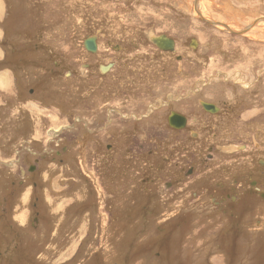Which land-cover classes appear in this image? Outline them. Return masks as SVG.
Returning <instances> with one entry per match:
<instances>
[{
	"label": "rangeland",
	"instance_id": "374dc122",
	"mask_svg": "<svg viewBox=\"0 0 264 264\" xmlns=\"http://www.w3.org/2000/svg\"><path fill=\"white\" fill-rule=\"evenodd\" d=\"M259 1L4 0L0 264H264V202L255 197L252 210L263 213L248 215L244 194L242 205L224 214L200 193L212 164L207 128L196 130L203 135L197 145L189 133L176 136L165 123L130 114L164 88L165 100L175 96L180 105H164L165 115L175 109L207 123L220 137L212 145L216 156L237 150L227 153L235 165L217 174L246 178L239 165L253 163L264 184ZM245 2L254 4L246 9ZM161 35L176 41L171 57L182 62L160 60L151 42ZM92 37L97 56L82 48ZM108 62L115 69L105 77L99 66ZM201 101L222 106L225 114L205 117ZM233 120L241 131L233 127L226 144L219 123ZM178 138L184 145L175 155L198 149L194 164L183 169L195 166L196 184L183 173L172 175ZM167 183L174 187L168 190Z\"/></svg>",
	"mask_w": 264,
	"mask_h": 264
},
{
	"label": "flooded vegetation",
	"instance_id": "af4514ba",
	"mask_svg": "<svg viewBox=\"0 0 264 264\" xmlns=\"http://www.w3.org/2000/svg\"><path fill=\"white\" fill-rule=\"evenodd\" d=\"M238 1V0H237ZM243 1V0H240ZM256 2H260L259 0H255ZM247 2L244 3L243 7H245L246 9H248V4H254V3H248ZM260 8H262V5L259 6ZM250 8V7H249ZM254 13V12H252ZM162 36V35H161ZM160 37V36H159ZM174 41V47L172 50H164L163 48H160L157 44H155L154 42H151V45L157 50L159 56H160V60L163 61L165 59L168 60H175V63H179L182 62L183 59H181L180 57H171L172 55L176 54V41ZM91 45L88 44V46L85 44V41L82 44V48L83 51H85V53L91 55V56H97L98 54V41H96V47L95 50L89 49ZM123 50V49H122ZM162 56H166V58L162 57ZM89 57V56H88ZM90 58H94L95 57H90ZM155 62V61H154ZM161 66H163L161 64ZM81 67H83L85 70H90L92 68L91 64H82ZM100 67V72L102 73L101 75L105 76V77H109L110 73L113 72V69H115V64L113 62H108L104 65L99 66ZM171 71H173L171 69ZM151 78V77H150ZM137 81V80H136ZM152 83V82H151ZM149 84V86H153L152 84ZM146 86V85H144ZM148 86V87H149ZM144 88V87H143ZM151 88V87H150ZM146 90L147 87H145ZM167 91V90H166ZM163 88V90H159L158 93H161L162 95L159 98H155L153 99H146L144 103H139L138 105H135L134 107H132L130 109L131 111V119L134 120H138L141 116V120L145 119V121H154V123L156 122L158 125H162L163 123L166 124V127L168 129H170L171 132H173L174 135L176 136H180L181 134H185L189 133V139L192 140V142H198L197 145H201L202 140H203V135L201 132L196 131L197 129H200L201 127L204 128L206 130H208L209 133V138L207 139L206 143H207V152H209L208 156H207V160L209 161V163H212L210 166H208L205 170H207L205 172V184H201L203 185V188L200 190V193H206L207 198L211 201L212 205H214V207H216L217 209H220L224 214H226L227 212V207L229 206H238V205H242L241 203L243 202L244 199V194L247 196L248 198V215L251 214H256L254 213L255 211H257V214H261L263 213V211H258V210H252V206L250 205L251 203H255L254 202V198H258L260 201L264 202V184L262 183V181L260 182L259 178L256 177V173H258L261 169L260 167H258L259 169L257 170L253 163H251L250 165L248 164V166H245L246 163H240L239 167H241V171L246 173V178L244 177H240L239 179H237V177L235 179H230V178H226L224 177L223 173L217 174L216 170H219L220 168H224V167H228L231 168L233 167L234 162L237 161H233L231 159V157H229L227 155V153L233 154L236 153L237 150L234 151H228V152H219L222 153L223 155L220 156H216L214 147L212 146L214 143L217 144V141L219 140L220 137L216 136L214 134V131H212L210 126H207V123H204V125H202L201 123L197 122L195 123L193 121V119L191 118V116L189 114H191L190 112H187L186 114L175 110V109H170V111L168 112V114H164V105L168 106L169 108L175 107V108H180L179 105V100L175 99V96L171 99V100H165V96H163V94H166V92ZM172 92H177V90H172ZM143 93V90H139V94ZM158 93L156 94V97H158ZM137 96V95H136ZM143 96V95H142ZM137 97H140V95H138ZM158 99L157 105L153 106L152 105V101H155ZM88 103H95L94 100H88ZM87 102H83L85 105H87ZM202 102V101H201ZM201 102L199 103V107L201 112L205 115V117H212L217 119L218 117L223 116V114H225V110L223 109L222 106L216 104V103H210V102H205L208 105L209 109H206L205 107L202 106ZM160 107V108H158ZM240 107V106H239ZM98 110V108H96ZM94 111V110H93ZM224 111V113H223ZM147 112V113H145ZM157 114L156 118L154 114ZM146 114V115H145ZM222 114V115H221ZM225 116V115H224ZM233 118V117H232ZM257 118V117H256ZM244 120V119H243ZM245 121V120H244ZM213 121H210V123H212ZM248 122V121H247ZM251 121H249V123H251ZM248 123V124H249ZM239 123L233 121L227 122V123H219V125L222 126V129L225 131L224 133V139L226 141L227 144V135L231 134V129L233 127H235L233 130L234 132L236 131H241V128H239ZM219 125L213 124L212 123V127L217 128ZM207 126V127H206ZM228 126V127H227ZM229 130V134L228 130ZM195 129V131H192V129ZM210 129V130H209ZM253 129H255V131L258 133L259 132V126L258 123H256L253 126ZM258 136V135H256ZM160 141H161V137H159ZM166 142H169V140H167ZM195 142V143H196ZM175 144H173V149H172V156L173 158H177L180 157V159L178 158L179 162L178 164L176 163V168L173 170L172 175L173 176H178L180 174L183 173L184 178L190 179V181L192 183L196 184V173H195V166L194 165H190V167L188 166L187 170H183L184 167H186V163H191L194 164L195 160H194V156L195 153L198 152V149H194V148H189L187 147L188 151H186L185 156L182 155H175L176 152H179V150L181 149L182 145H184V142L181 141V139H175L174 141ZM162 145L164 144L163 142L161 143ZM171 145V144H170ZM196 145V147H197ZM195 146V145H194ZM219 146V145H218ZM107 149L109 151H112L113 154H115V150L113 148V146L111 145H106ZM166 147V146H165ZM217 148V145H216ZM239 152L242 151H247L246 147L243 146H239L238 147ZM218 149H220L218 147ZM263 150V149H262ZM261 150V151H262ZM160 153L166 152L165 149H161V151H159ZM158 152V153H159ZM170 152L169 150L167 151V153ZM194 153V155H193ZM218 153V154H219ZM166 154L165 157L166 158ZM207 161V162H208ZM259 162V160H258ZM261 163V162H260ZM262 164L264 165V161L262 162ZM213 166V167H211ZM250 167V172H247L246 168ZM211 168H213L214 172L212 173L211 171H213ZM264 168V167H263ZM35 167L32 168L30 171L33 172L35 171ZM248 173H250L251 175L248 176ZM245 176V174H243ZM176 178V177H175ZM179 178V177H178ZM176 178V180L178 179ZM231 180V181H229ZM244 185H246V189L245 191H243L242 189H244ZM194 184H193V188H194ZM174 187V185L172 183H167L166 184V188H168V190L172 189ZM180 191L182 193H185L186 189H184V187H182L180 189ZM243 191V192H242ZM191 192V189H190ZM193 195L197 196V194L194 192ZM257 205V204H256Z\"/></svg>",
	"mask_w": 264,
	"mask_h": 264
},
{
	"label": "water",
	"instance_id": "95a60500",
	"mask_svg": "<svg viewBox=\"0 0 264 264\" xmlns=\"http://www.w3.org/2000/svg\"><path fill=\"white\" fill-rule=\"evenodd\" d=\"M96 41H97V38L92 37V38L87 39L85 41V44L87 46H88V44L91 45L89 47V49L95 50ZM153 42L155 44H157L160 48H163L164 50H172L174 47V41L172 39L168 38L167 36H164V35L154 38ZM201 104L206 109H209L208 105L205 102H201Z\"/></svg>",
	"mask_w": 264,
	"mask_h": 264
},
{
	"label": "crops",
	"instance_id": "0c3cea01",
	"mask_svg": "<svg viewBox=\"0 0 264 264\" xmlns=\"http://www.w3.org/2000/svg\"><path fill=\"white\" fill-rule=\"evenodd\" d=\"M5 9H6V5H5L4 0H0V22H3L4 20ZM1 36H2V33H0V40H1ZM1 56H2V53L0 52V57Z\"/></svg>",
	"mask_w": 264,
	"mask_h": 264
},
{
	"label": "bare ground",
	"instance_id": "6f19581e",
	"mask_svg": "<svg viewBox=\"0 0 264 264\" xmlns=\"http://www.w3.org/2000/svg\"><path fill=\"white\" fill-rule=\"evenodd\" d=\"M262 22H263V20H261L260 22H258V24H260V23H262ZM227 26H230V25L227 24Z\"/></svg>",
	"mask_w": 264,
	"mask_h": 264
}]
</instances>
